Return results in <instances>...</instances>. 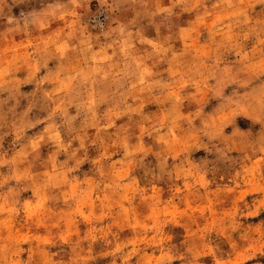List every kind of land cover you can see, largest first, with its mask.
Instances as JSON below:
<instances>
[{
    "label": "rangeland",
    "instance_id": "obj_1",
    "mask_svg": "<svg viewBox=\"0 0 264 264\" xmlns=\"http://www.w3.org/2000/svg\"><path fill=\"white\" fill-rule=\"evenodd\" d=\"M0 264H264V0H0Z\"/></svg>",
    "mask_w": 264,
    "mask_h": 264
}]
</instances>
